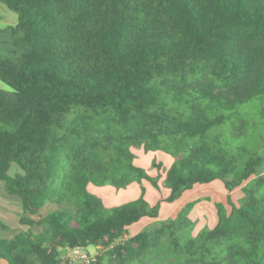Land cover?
Instances as JSON below:
<instances>
[{
    "label": "trees",
    "instance_id": "16d2710c",
    "mask_svg": "<svg viewBox=\"0 0 264 264\" xmlns=\"http://www.w3.org/2000/svg\"><path fill=\"white\" fill-rule=\"evenodd\" d=\"M0 3L18 17L12 49L0 48L11 89L0 90V183L28 227L0 236V262L61 264L62 250L94 246L95 264H264V0ZM141 148L173 158L169 197L151 205L142 186L107 209L91 186L160 190L136 165ZM215 181L231 212L216 203L213 229L193 236L196 200L124 240L162 203ZM47 203L57 210L29 217Z\"/></svg>",
    "mask_w": 264,
    "mask_h": 264
},
{
    "label": "rangeland",
    "instance_id": "374dc122",
    "mask_svg": "<svg viewBox=\"0 0 264 264\" xmlns=\"http://www.w3.org/2000/svg\"><path fill=\"white\" fill-rule=\"evenodd\" d=\"M18 22V17L15 13L10 11L5 5L0 3V48L2 49H12V37L9 29L11 27H15ZM0 90L3 91H10L11 89L6 86L3 82L0 81ZM135 155L137 157L136 163L138 167L143 168L150 176L152 177H159V186L160 190L155 189L149 182L146 181V187L148 190V197L149 200L152 201V198H159L163 197L166 192V188L164 187V180L166 178V171L167 167H170L171 164L174 162L173 158L161 153V152H149L146 153L144 150L141 149H134ZM171 162V163H170ZM161 164L162 168L157 169L154 167L153 164ZM18 172L17 168H13L12 174ZM130 186V185H129ZM129 186L127 188H129ZM140 186L141 184L135 183L132 186V189H128V191H116L115 189L111 187H90V192L97 197H99L104 206L107 209H111L114 207L122 206L126 203H129L131 201H134L139 198L140 195ZM126 188V189H127ZM133 189L136 191V195L133 194ZM232 201L237 204L238 200H240L243 197V193L241 192V188H238L234 190L231 194ZM8 196V195H7ZM227 196L228 193L224 189V187L221 185L220 187H213L211 185H206L202 187H197L196 191L192 192L188 197H185L179 205H176V207L182 205L185 200H189L188 202L199 200L200 202L195 206L191 217V220L195 223V227L193 230V236H196L202 229L209 228L213 229L218 222V215H217V208L215 207L216 203H223L228 212H231V206L227 203ZM191 198V199H189ZM4 198H1L0 202L4 203ZM46 204V207L41 210V214H50L52 208L50 205ZM165 205V204H164ZM173 204L166 203V206L164 207L163 213L161 214L162 220H167V211L172 208ZM160 221L159 223H161ZM10 223V230L9 231H2L0 230V236L5 240H11L14 236L19 234L21 232L20 230V224L18 222L9 221ZM158 223V224H159ZM158 224L152 226L151 228L157 226ZM150 226H147L146 229ZM39 232V231H36ZM34 233V232H33ZM129 234H127L124 237V240H128ZM91 256L94 257L95 263L97 262L98 257H101L104 253L103 249L96 250L94 246H90L89 250H87ZM61 264H69L68 259V251L65 249L62 250L61 255Z\"/></svg>",
    "mask_w": 264,
    "mask_h": 264
},
{
    "label": "crops",
    "instance_id": "0c3cea01",
    "mask_svg": "<svg viewBox=\"0 0 264 264\" xmlns=\"http://www.w3.org/2000/svg\"><path fill=\"white\" fill-rule=\"evenodd\" d=\"M136 165H137V163H136ZM169 168L170 167H167L166 169L168 170ZM134 184L135 183L131 184L129 186V188L124 189V190H120V191H128V189H132V186ZM208 185H211L213 187H220L222 185L224 187V185H223V183L221 181H215V182H213L211 184H208ZM142 186L146 190L145 198L147 199V201L151 205H155L158 201H161L163 199H166L170 195V190L169 189H166L165 195H163V197H161V195H160L159 198L158 197L155 198V199L152 198V201H150L149 200V197H148V190H147L148 187L146 186V181H143L142 184H141V186H140V195H141V187ZM202 186H206V185H197V186H195L193 188V190L185 192L183 194V196L178 201H176L175 203H173L174 206L167 211V217H166V219L167 218H175L177 216V214L179 213V211L187 203H189L188 202L189 200H185L184 203L182 205L178 206V207H176V205H179L181 203L180 201H182L185 197H188L192 192L196 191V188L197 187H202ZM89 190H90V188H89ZM132 191H133V194L136 193L135 192L136 191L135 189H133ZM140 195H139V197H140ZM1 198H4V200H3L4 203H1L0 202V220L8 227V229L5 230V231H9L10 230V223H9V221H14V222L16 221V222H18L20 224V230H21V232L28 230V227L27 226L22 225L20 223V215L22 213L21 199L19 197H17V196H12V195L7 194L6 191H5V188H4L3 183H0V200H1ZM189 199H191V198H189ZM47 204L50 205V207L52 208L51 213L57 210V206L55 204H53V203H47ZM165 206H166V203H162V205H161V211H160V215H159V218L158 219H148V218H145V219L141 220L139 223L132 225L128 229L129 237H133V236L139 234L140 232H142L143 230H145L147 228V226H150L149 228H151L152 226L158 224L160 221H164V220H162L161 214L163 213V210H164V207ZM45 207H46V205H45ZM41 210H40L38 216H31V215H29V217L31 219H33V220H39L40 218L46 217L47 214H41ZM191 213L189 215V218L190 219L192 217V214ZM42 230H43V227L37 226V227H35V228L32 229V232H34L35 234H38V233H41ZM36 231H39V232H36ZM95 249L96 250H99L101 248L100 247H95ZM87 250H89V247L87 248ZM0 264H7V263L4 260H1Z\"/></svg>",
    "mask_w": 264,
    "mask_h": 264
},
{
    "label": "built area",
    "instance_id": "2783aa9c",
    "mask_svg": "<svg viewBox=\"0 0 264 264\" xmlns=\"http://www.w3.org/2000/svg\"><path fill=\"white\" fill-rule=\"evenodd\" d=\"M113 247V245H111ZM68 251V259L69 264H95V259L91 254L84 248H75L69 249L66 248Z\"/></svg>",
    "mask_w": 264,
    "mask_h": 264
}]
</instances>
